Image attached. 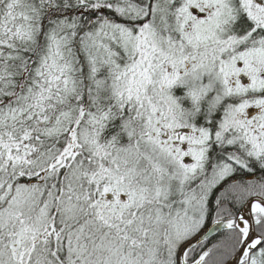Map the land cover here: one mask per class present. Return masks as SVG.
<instances>
[{"label": "snow or ice", "instance_id": "snow-or-ice-1", "mask_svg": "<svg viewBox=\"0 0 264 264\" xmlns=\"http://www.w3.org/2000/svg\"><path fill=\"white\" fill-rule=\"evenodd\" d=\"M0 264H264V0H0Z\"/></svg>", "mask_w": 264, "mask_h": 264}]
</instances>
